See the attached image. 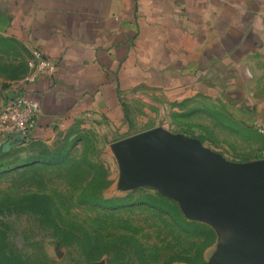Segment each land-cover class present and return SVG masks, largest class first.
<instances>
[{
	"label": "crops",
	"instance_id": "0c3cea01",
	"mask_svg": "<svg viewBox=\"0 0 264 264\" xmlns=\"http://www.w3.org/2000/svg\"><path fill=\"white\" fill-rule=\"evenodd\" d=\"M0 34L54 64L23 87L39 107L26 142L77 122L132 135L160 104L197 97L264 126V0H0ZM222 237L199 264H213Z\"/></svg>",
	"mask_w": 264,
	"mask_h": 264
},
{
	"label": "rangeland",
	"instance_id": "374dc122",
	"mask_svg": "<svg viewBox=\"0 0 264 264\" xmlns=\"http://www.w3.org/2000/svg\"><path fill=\"white\" fill-rule=\"evenodd\" d=\"M0 37L2 90L28 73L29 52L12 38ZM153 112L151 126L195 138L227 161L261 159L260 126L242 121L222 102L197 97L160 104ZM122 135L77 122L49 143L15 144L12 139L4 145L0 226L6 238L0 246L6 253L19 264L194 263L185 258L199 247L201 238L182 231L164 213L138 204L149 200L155 189L121 184L113 143ZM94 172L96 180L89 192L99 201L110 200L106 207L78 199Z\"/></svg>",
	"mask_w": 264,
	"mask_h": 264
},
{
	"label": "water",
	"instance_id": "95a60500",
	"mask_svg": "<svg viewBox=\"0 0 264 264\" xmlns=\"http://www.w3.org/2000/svg\"><path fill=\"white\" fill-rule=\"evenodd\" d=\"M113 152L123 186L153 188L224 234L213 264H264V158L230 162L159 126L115 141Z\"/></svg>",
	"mask_w": 264,
	"mask_h": 264
},
{
	"label": "built area",
	"instance_id": "2783aa9c",
	"mask_svg": "<svg viewBox=\"0 0 264 264\" xmlns=\"http://www.w3.org/2000/svg\"><path fill=\"white\" fill-rule=\"evenodd\" d=\"M26 63L28 73L21 80L12 83L11 93L0 105V144L15 137L25 141L30 139L38 122L39 107L25 96L23 87L41 73L52 74L54 64L37 45L31 48ZM259 132L264 136V126L259 127ZM260 158H264V147Z\"/></svg>",
	"mask_w": 264,
	"mask_h": 264
},
{
	"label": "trees",
	"instance_id": "16d2710c",
	"mask_svg": "<svg viewBox=\"0 0 264 264\" xmlns=\"http://www.w3.org/2000/svg\"><path fill=\"white\" fill-rule=\"evenodd\" d=\"M12 139H14V138H11V139H9L5 142H2L0 144V152L5 151L4 145ZM25 142L26 141L24 140L23 142H19V144H23ZM15 144H17V143H15ZM15 144H13V145H15ZM13 145H11V146H13ZM67 153H68V151L63 153V156H66ZM59 159H60V157H59ZM95 180H96V175L94 172L92 174L89 182L87 183L86 187L83 188V190L79 194L78 199L80 202H82V201L86 202L87 201L92 206H96V207L97 206H101V207L105 206L106 207V205H108V203L111 202L110 200L100 199L101 201H99L98 199L100 197H98L97 195L92 194V193L90 194V192H89V190L91 189V187L95 183ZM23 198H25V197H23ZM23 198H19L18 200H23ZM138 204L139 205H149V207H152L153 209L160 211V212L164 213L165 215H167L169 217L170 221L174 225L178 226L182 231L188 232L190 234H193L194 236L200 237L201 240L199 242V247H197L190 254V256H187L185 258V260H187L189 262H194L193 264H199L200 262L203 261V256H204L203 253H204L205 249L208 246H210L215 241V238H216V232L212 227L208 226V224L201 223V222H198L196 220H189V219L185 218L182 215V212H181L180 208L178 207V205L172 199L161 195L156 190H155V194L150 195L149 200L142 199L140 202H138ZM55 207H56V205H55ZM56 211H57V209H56ZM0 233L2 235V237L0 239V244H2V243L4 244L5 238H6V233H5L4 229L3 230L1 229V226H0ZM83 236L88 237V235H83ZM122 237H129V238L134 239L132 236H126V235L122 236ZM136 240H137V238H136ZM11 263L12 264H19V262L15 261L14 257L11 254L6 253L4 246H0V264H11Z\"/></svg>",
	"mask_w": 264,
	"mask_h": 264
}]
</instances>
